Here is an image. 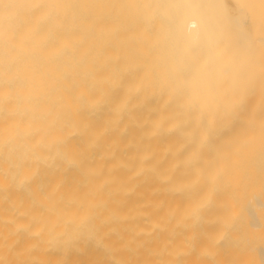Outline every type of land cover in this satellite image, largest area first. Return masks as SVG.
Instances as JSON below:
<instances>
[{"label": "bare ground", "instance_id": "1", "mask_svg": "<svg viewBox=\"0 0 264 264\" xmlns=\"http://www.w3.org/2000/svg\"><path fill=\"white\" fill-rule=\"evenodd\" d=\"M0 264H264V0H0Z\"/></svg>", "mask_w": 264, "mask_h": 264}]
</instances>
